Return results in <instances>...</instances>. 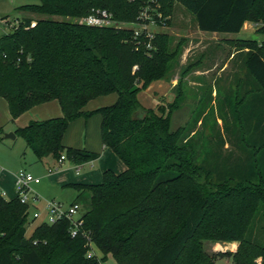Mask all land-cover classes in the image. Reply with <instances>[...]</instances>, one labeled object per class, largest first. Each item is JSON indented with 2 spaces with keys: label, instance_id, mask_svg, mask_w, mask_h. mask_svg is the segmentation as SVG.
I'll return each mask as SVG.
<instances>
[{
  "label": "trees",
  "instance_id": "obj_1",
  "mask_svg": "<svg viewBox=\"0 0 264 264\" xmlns=\"http://www.w3.org/2000/svg\"><path fill=\"white\" fill-rule=\"evenodd\" d=\"M19 9L39 16L24 18L0 37V98L7 101L11 122L36 106L57 101L63 116L32 121L17 128L38 161L52 157L80 166L100 154L67 147L64 137L80 119L101 117V139L125 164L126 170L103 174L100 184H71L83 215L78 237L68 220L42 223L28 236L29 209L18 197L0 192V264H102L112 256L118 264H264V246L250 237L264 210V42L239 40L247 50L248 73L243 127L227 128L237 149L222 154L226 139L216 137L214 151L199 162L194 138L204 125L173 128L182 108L179 81L168 106L145 108L138 95L166 80L178 63L180 47L156 32L135 37L130 27H92L81 23L93 10H105L119 24H135L152 0H38ZM166 26L182 5L204 33L238 34L246 23L261 24L264 0H156ZM162 26V25H160ZM117 94L109 106L87 111L97 98ZM234 104V103H232ZM236 119V116H235ZM218 120L216 125H218ZM244 131V132H243ZM225 144V145H224ZM238 242L236 252L209 254L206 243ZM90 244L103 258L88 257Z\"/></svg>",
  "mask_w": 264,
  "mask_h": 264
},
{
  "label": "rangeland",
  "instance_id": "obj_2",
  "mask_svg": "<svg viewBox=\"0 0 264 264\" xmlns=\"http://www.w3.org/2000/svg\"><path fill=\"white\" fill-rule=\"evenodd\" d=\"M37 3H39L38 0H0V20H3L0 23V37L11 32L14 24L24 18L68 20L58 16H39L19 9L24 5ZM127 27L132 28L134 25L128 24ZM261 27V24L249 22L238 34L204 33L199 30L194 15L177 3L171 24L153 28L155 33L163 32L170 36L173 49H177L181 45L180 55L178 63L169 73L168 78L155 82L149 88L142 90L138 98L147 109L157 108L160 105L168 106L175 100V87L179 81L182 82L179 90L183 93L184 101L182 108L173 116V128L176 129L184 125L191 128L196 120L203 115L205 123L197 127L198 135L194 138L200 163L203 158L211 155L214 151L215 140L219 133L226 139V145L224 144V148H221L222 154H227L231 150L240 153L237 149V141L227 132V128L232 130L235 129V126L243 127L248 105L246 104L247 98L237 104L239 97L242 98L246 91L248 81L245 66L247 50L239 51L237 42L239 40L264 42V35L258 33ZM117 99V94L97 98L89 103L88 111L112 105ZM96 118L98 116H93L90 120L93 121ZM10 120L8 103L5 99L0 98V192L5 193L8 200L14 198L17 195L16 179L21 171L41 180V184L30 186L31 207L27 225L30 237L36 227L48 221V204L54 201L65 206L71 205L76 192L69 183L74 182L80 174L93 168L97 169L98 164L96 161L93 165L87 164L78 172L69 160L64 164L56 162L53 158L40 162L21 137H17L15 140L6 138L8 133H12L10 132L12 129H17L19 126L18 123ZM217 120L218 125H216ZM88 127L91 128L93 125L87 126V129H89ZM77 130L74 128L70 131L68 146L76 137ZM85 130H83L84 133ZM115 158L122 166L123 163L118 157L115 156ZM65 169H69V171L64 172ZM121 172H117V174ZM102 175L99 183L103 181ZM35 197L37 200L34 202ZM80 202L82 212L85 213L90 207V199L85 196L81 198ZM35 213L40 214V217L34 219ZM250 237L259 245L264 246V210L256 219ZM205 247L210 254L212 243L207 242ZM226 260L219 258L216 264H228ZM111 263L117 264L113 257L104 262V264Z\"/></svg>",
  "mask_w": 264,
  "mask_h": 264
},
{
  "label": "crops",
  "instance_id": "obj_3",
  "mask_svg": "<svg viewBox=\"0 0 264 264\" xmlns=\"http://www.w3.org/2000/svg\"><path fill=\"white\" fill-rule=\"evenodd\" d=\"M247 24L248 23H246V25ZM56 102L57 101H54V102L52 101V102H49L46 104L36 106L33 109H31L30 111L21 115L17 120H15L14 123L19 124V126L17 128H23V127H26L32 121H43V120H47V119H51V118L62 117L63 116L62 108L58 102H57L58 104H54ZM88 106L86 108L87 111H88ZM98 108H100V107H98ZM98 108H96V109H98ZM96 109H94V110H96ZM95 116H98V115H95ZM101 121H102V119L100 116H98V118H96V120H93V121L90 119L86 120L84 118H80V119L74 121L70 125V127H69V129H68V131L64 137V144H65V146L67 145V147L77 148L80 150H87V151L94 152V153L100 152L99 159L95 160L98 164L97 169L93 168L92 170H90L84 174H80L74 182L69 183L70 185L71 184H86V185L100 184L99 182H100L101 175L104 174L106 171L111 170V171L117 173V172H121V171L124 172L126 170V166L120 160V158L111 149H108L103 145L102 139H101ZM90 125H93V127H91V128L88 127L89 129H87V126H90ZM85 127H86V130H85ZM74 128L78 129L76 132V137L73 139L72 143H70L68 146V143H67L68 137H69L68 135H69L70 131ZM83 130H85V133ZM15 131H16V129H12L10 132L15 133ZM96 142L98 143L97 145H96ZM96 146H97V148H96ZM113 155L118 157V159L123 163L122 166H121V164H118V162L116 160L117 158H115V156H113ZM49 159H52V157H48L45 160L48 161ZM65 161H67V160L60 162V164H64ZM95 161L90 162V163H86V164L80 165V166H78L74 163H73V165L76 167V169L79 172V170H82L87 164L93 165ZM67 171H69V169L64 170V172H67ZM102 177H103V175H102ZM102 180H103V178H102ZM40 184H41V182H40ZM37 185H39V184H37ZM75 192H76L75 199L71 204H73L78 198L79 193L76 190H75ZM2 194L6 198V194L5 193H2ZM14 198H10V199H14ZM238 246H239L238 242L212 243V248H211L210 254L220 253V252H233L234 253L237 251ZM94 251H95V255L98 258H100V259L103 258V254L96 247L94 248ZM111 257L112 256H107L104 259L102 264H104V262L109 261V259ZM225 259H227L226 262L228 264L233 263L231 258H225ZM114 261H116V260L114 259ZM116 263H117V261H116Z\"/></svg>",
  "mask_w": 264,
  "mask_h": 264
},
{
  "label": "built area",
  "instance_id": "obj_4",
  "mask_svg": "<svg viewBox=\"0 0 264 264\" xmlns=\"http://www.w3.org/2000/svg\"><path fill=\"white\" fill-rule=\"evenodd\" d=\"M154 5H148L141 13L139 20L132 27L135 31V37L140 38L143 35L149 39V43L147 44L148 49H152L151 41L154 39L155 31L153 28L166 26L165 20L163 19V15L158 11V5L156 0H152ZM3 20H0V23ZM81 23L92 26V27H127L128 24H119L115 22L112 18V15L105 10H93V12L84 18H82ZM162 25V26H160ZM66 160L65 156H63L60 162ZM41 180L39 178H35L31 174L26 173L25 171H21L16 179V197H18L22 204L28 205L31 207V200L29 198L30 186L32 184H40ZM37 197L33 199L35 202ZM49 218L46 223L54 224L59 220H68L69 233L71 237L76 238L79 236L82 226H83V215L82 207L80 204H71L69 206H65L62 203L50 202L48 204ZM40 214L35 213L34 219L39 218ZM90 251L88 252V257L91 258L95 255L94 244H90Z\"/></svg>",
  "mask_w": 264,
  "mask_h": 264
},
{
  "label": "water",
  "instance_id": "obj_5",
  "mask_svg": "<svg viewBox=\"0 0 264 264\" xmlns=\"http://www.w3.org/2000/svg\"><path fill=\"white\" fill-rule=\"evenodd\" d=\"M6 138H7V139H13V140H15V139L17 138V135H16L14 132H12V133H8V134L6 135Z\"/></svg>",
  "mask_w": 264,
  "mask_h": 264
}]
</instances>
